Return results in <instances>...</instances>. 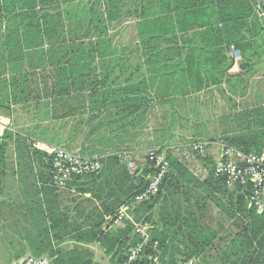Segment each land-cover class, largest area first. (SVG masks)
<instances>
[{
    "label": "trees",
    "instance_id": "1",
    "mask_svg": "<svg viewBox=\"0 0 264 264\" xmlns=\"http://www.w3.org/2000/svg\"><path fill=\"white\" fill-rule=\"evenodd\" d=\"M126 17L134 18L144 75L137 82L127 78L128 88L122 89L113 85L116 77L112 82L109 74L101 77L98 61L114 54L108 24ZM250 17L249 33L259 35L264 17L255 14L254 0H0V110L7 112L31 101L43 103L53 124L67 131L58 134L57 129L53 139L70 150L77 137L84 136L80 153L97 152L101 163L98 171L76 176L67 184L79 195L89 194L85 201L93 203L81 223L76 219L81 209H72V239L98 242L120 264L141 240L133 232L135 223L146 222L149 240L133 264H149L148 257L156 250L162 264H169L167 255L172 264L190 258L199 264H264V210L258 213L248 206L249 187L238 183L229 187L226 176L214 174L211 155L195 152L208 168L200 177L166 147V134L158 132L150 148L164 150L168 171L154 196L137 201L154 162L146 157L143 171L138 167L130 174L119 155L127 148L117 142L102 145L113 139L116 130L135 127L155 106L173 104L177 97L198 94L223 81L241 83L245 90L247 81L241 71L248 68L252 73L249 61L255 39L238 35ZM189 44H195V50L188 51ZM218 44H233L240 50V72H228L231 65ZM230 123L231 134L223 137L224 143L264 152V104L232 113ZM108 126L109 131H101ZM71 140L72 146L67 143ZM4 145L1 142L0 156ZM33 153L44 158L50 169L51 153L35 149ZM48 175L45 185L57 189L49 184ZM123 207L134 219H124L123 227L114 228ZM213 209L235 229L228 243L221 235L224 225H212ZM51 228L56 230L57 225ZM50 255V264H93V253L77 246Z\"/></svg>",
    "mask_w": 264,
    "mask_h": 264
},
{
    "label": "crops",
    "instance_id": "2",
    "mask_svg": "<svg viewBox=\"0 0 264 264\" xmlns=\"http://www.w3.org/2000/svg\"><path fill=\"white\" fill-rule=\"evenodd\" d=\"M130 19H132L130 22H132L134 34L136 35L134 18L130 17ZM244 22L248 23V25H245L243 29L241 28L243 34L240 32L238 36L251 35L253 38L249 37V39H255L252 41L251 51L253 54L250 57L251 61H249L250 67L253 69L252 73L247 70L248 68L245 71L239 69L242 55L240 50L233 44L229 46L218 44L217 47L223 53L222 55L226 58V62L231 65L228 72L237 74L241 71L245 76V81H247L245 89H248L249 84H253V80L257 78H261L264 81V19L262 20L263 28L259 31V35H257L258 33L253 35L252 30L249 33V29H251L250 23L252 22L251 17ZM193 46L195 44H189L186 45V48H189L188 51L191 48L195 50ZM121 49L125 50L119 45L114 47V54L111 57L102 58L99 61L106 64H109L108 62L120 63L121 60L119 59H114L115 61H110V59L115 56V51L120 52ZM140 64V62H137L134 67L139 69ZM142 66H144L143 63ZM99 71L101 72L100 68ZM129 77H131V81L135 80L132 73L128 75ZM229 84L233 85L232 82H229ZM254 92L261 95H256L259 98H264L260 86ZM194 95L197 94L191 96ZM32 104L35 103L31 101L26 105L17 104L12 106L7 112L0 110L2 120L8 128L3 135L5 145L0 156V256L1 253H4L6 257L8 256L7 264H20L28 256H49L53 258L50 255L51 251L66 253L77 246L80 249H89L93 253V264H117V257L113 253L105 252V248L101 247L98 242L84 243L72 239V209L75 207L81 209V214L76 216V219L79 223L84 222L83 214H86L90 209L87 205L89 202L85 201V197H89V194L79 195L75 189H54L45 185L44 180L49 169L44 158L42 160V157L35 155L33 149L46 151L47 149L44 148L56 144L58 141L53 139L54 132L51 130L53 120L49 119L50 117L46 116L47 114L43 117L44 120L34 119V114L38 116L40 112H36ZM260 104H264V102L256 105ZM169 105L164 104L162 108L155 106L153 112L159 109L163 110ZM249 107L253 106H248L247 108ZM45 109L47 110V108ZM22 116H27V118L23 122L18 123V119ZM19 127L20 129H18ZM44 128H48V131L45 132ZM42 130L44 133H41ZM121 131L118 129L115 133L118 134ZM161 131L166 134V137H164L166 147H172L167 144L170 137L168 131L165 129ZM142 134L146 135L148 140V144L145 147L137 145V142L143 137ZM13 135L24 136L25 139L22 141L24 143L13 141ZM154 136V127L145 125L142 130L139 127V129L130 131L127 138L120 135L121 140L117 141L118 146L134 151L139 172L143 171L145 167L147 162L146 152L152 147L150 143L155 142ZM83 139L84 136L79 140L81 143L77 146V150L82 147ZM96 153L92 156H95ZM85 155L89 156L86 153ZM76 196L81 197L77 198ZM89 204L93 205L91 202ZM127 209V207L122 208L124 210L123 216L121 218L117 216L112 227H123L124 219L129 221L134 219L133 213H127ZM54 224L57 225L56 230L51 228ZM159 264L162 263L159 261Z\"/></svg>",
    "mask_w": 264,
    "mask_h": 264
},
{
    "label": "rangeland",
    "instance_id": "3",
    "mask_svg": "<svg viewBox=\"0 0 264 264\" xmlns=\"http://www.w3.org/2000/svg\"><path fill=\"white\" fill-rule=\"evenodd\" d=\"M129 4L130 3L124 5L123 9H127V7L130 6ZM129 19L130 17H126L122 18L121 21H114L108 24L109 37L111 38L114 47L119 45L120 47L125 48V50L121 49L120 52L115 51V56L111 58L110 61L119 59L121 60V62L118 64L115 62H108L109 64H106L102 61H98V68H100L103 74V76L101 77L109 74V82H112L114 78L117 77V79L114 80L113 84L116 85L115 88L127 89L128 87L125 80L131 73L133 79H135L133 80V82H137L138 79H140L144 75V66H142L144 59L143 52L142 49L138 48L137 46V38L134 34L132 22H130L132 19ZM130 46L132 47L130 48ZM137 62L141 63L140 68L137 71L135 70L134 72V66L135 64H137ZM258 86H260V89H262V94H264V81H262L261 78H257L256 80H253V84H249L248 89L245 90L241 89V83L231 85L228 82H222L219 86L212 87L208 90L198 93L197 95L187 98L179 97L173 104L166 106L163 110L159 109L158 111H152V113L142 116L134 128L127 127L126 131L128 130V132L121 131L118 134L116 133L114 134L115 136H113V139L111 141H104V143L102 142V145H114L117 141L121 140L120 135L124 138H127L129 137L130 131L139 129L141 125L154 127L155 134H159L158 132L165 129L168 131V134L170 136L167 141V144L172 146L170 147V150L177 153L195 174L203 177V175L206 174L208 168H205L203 166L196 153L190 148L189 143L196 140L224 142L223 137L225 135L231 134L230 130L232 124L230 123V115L234 112L247 108L248 106H254L260 102H264V98H259V96L256 95L260 94H256L254 92ZM140 90L141 92H144L141 87ZM32 105L36 112H40L38 116H36L37 114H34V119L44 120L43 117L47 114L45 105L43 103L39 105ZM25 118H27V116H22L21 118H19L18 123L23 122ZM109 119L111 118H102V120L104 121H108ZM93 124H95V122ZM18 129H20V127ZM100 129H102L101 131H109L111 128H109L108 126L102 127ZM51 130L55 133L57 131L58 134L66 131H60V129L58 128V124H53ZM98 134H100V132H98ZM15 135H13L14 137L12 136L13 141H24V136L22 137V135ZM142 136L143 137H141L137 142V145L145 147L148 144L147 136L144 134H142ZM80 139L81 136H78L76 141L74 142L73 149L70 150L80 153V150H77V146H79L81 143V141H79ZM67 143L72 146V140L71 143L70 141H67ZM65 144L66 143L59 142L47 146L44 149H47V152L51 153L54 147L61 146L66 148ZM97 145L100 146L101 143H97ZM209 154L214 155L213 148L209 150ZM76 197L78 198L81 196ZM87 205L88 208L91 209L92 206L89 203H87ZM210 213L212 225L215 228H219V224L224 225V229L221 231V235L223 236V243H228L230 240L229 237H232L231 235L235 232V229L231 228L226 221L222 222L220 215L216 213L215 209L211 210ZM137 223L139 222H136L135 224ZM174 256L178 258L177 255ZM170 257L171 256L167 255L164 259L166 262H169V264H172L173 261L170 260ZM7 263L8 256L6 257L4 253H1L0 264ZM209 263L211 262L207 261L205 264Z\"/></svg>",
    "mask_w": 264,
    "mask_h": 264
},
{
    "label": "built area",
    "instance_id": "4",
    "mask_svg": "<svg viewBox=\"0 0 264 264\" xmlns=\"http://www.w3.org/2000/svg\"><path fill=\"white\" fill-rule=\"evenodd\" d=\"M254 12L264 17V0H254ZM8 130L7 125L0 115V144L3 141L4 132ZM190 148L201 156L210 155L209 150L214 149L213 158L214 174L226 176V183L229 187L236 183L244 188L249 187L248 206H252L258 213L264 210V152L255 153L244 151L221 141L196 140L189 143ZM168 149L170 147H167ZM51 165L49 169V184L57 189H64L67 184L76 176L96 172L100 169L101 163L97 156H84L78 152L68 150L64 147H54L51 152ZM122 161L125 163L130 174L138 168L134 151L125 149L120 151ZM150 162H154V171L148 176V183L144 190L136 197L137 201L149 199L158 191L162 179L168 171L165 161V152L159 148H150L146 152ZM124 210H120L118 217L121 218ZM150 224L139 222L134 226V233L141 237V240L130 247L126 259L120 264H133L146 246L150 232ZM157 242L153 243L156 247ZM149 264H159L157 250L148 257ZM49 256H28L20 264H50ZM179 264H199L195 258L186 259Z\"/></svg>",
    "mask_w": 264,
    "mask_h": 264
}]
</instances>
